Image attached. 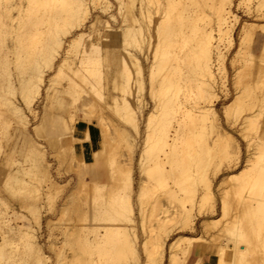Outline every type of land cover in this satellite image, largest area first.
Returning <instances> with one entry per match:
<instances>
[{
    "label": "bare ground",
    "instance_id": "1",
    "mask_svg": "<svg viewBox=\"0 0 264 264\" xmlns=\"http://www.w3.org/2000/svg\"><path fill=\"white\" fill-rule=\"evenodd\" d=\"M113 1L117 6L118 17L110 11L113 5L111 0H0V112L3 109L6 110L4 112L12 115L13 123L16 122L25 127L22 129H26L27 132L23 131L30 135L27 113L35 114L34 104L39 98L45 99L46 103L51 101L50 90L58 76L70 78L78 73L86 74L96 65H101L100 43L102 41L114 43L112 47H106L107 53H112L113 57H105L106 68L110 71L105 77L103 86L123 93L121 98L116 94H109L110 101H107L106 105L121 118V121L124 120L138 133L140 131L138 130L140 129L138 128V119H140L138 112L142 113L143 100L139 99L137 94H142L145 90L144 85L147 83L146 89L149 90L148 94L151 96L149 98L154 103L152 109L155 108V110L146 112L144 117V144L141 147L138 162L140 170L144 174L148 173L150 178L159 183L167 206L164 207L163 203V208H159L157 213L147 210L146 217V208L142 206L146 200L142 197L149 190L145 191L146 188L138 184V213L143 232L139 254L136 247V232L134 233L135 229H133L134 223L132 224L135 218L134 210L128 199L125 200L123 208L125 221L116 219L115 204L118 192L115 182L122 181L123 184L120 183L123 185L122 190L126 189L131 195L134 191L131 167L126 168L121 165L112 167L115 161L110 159L106 169L103 164L109 159L104 161L103 158L100 162L99 176L104 183L102 186H95L99 188V193H96L98 190L93 193L86 185V180H83L85 195L90 196V200L81 209L73 207L72 204L75 203L71 202L70 210L76 212V215L81 211V217L93 222L90 230L84 234L76 233V230L69 233L65 231L64 239L59 240L64 243L62 246L58 245L56 238L47 237V249L53 252V264H131L133 259H129L130 257L135 259L134 262H139L138 264H162L164 259L166 264H185L186 252L194 242L199 241L200 236L180 234L167 242L170 233L168 224L172 221L190 222V209L185 206V203L194 195L192 188L195 177L205 181L207 187L210 185L211 180L206 178L210 148L207 146L204 130L209 128L215 132L219 150L223 154L238 155L239 152V146L232 133L224 129L217 121V113L212 104L215 87L222 83L226 69L220 42L223 40H226L228 44L232 42V31L238 19L237 14L232 10L235 0ZM244 1L248 0H238L237 6ZM257 1V6L263 7L264 10V0ZM96 10L99 13L92 16V12ZM107 14L113 21H118L119 18L118 26H113L109 19L102 16ZM257 15L264 19V12ZM257 29L262 35L259 64L255 61L256 55L248 50L249 58L246 60L245 57L249 66L246 67L247 73L244 76L242 73L236 75V70V76L232 78L235 86H243L242 93H237L224 108L225 114L233 109L236 114H239L244 110L242 99L243 102L244 99L248 101L245 110L249 112L243 118L245 127H242L241 131L246 140L245 148L251 149L253 156L248 154L250 157L247 156L248 160L245 161L247 163L235 172L227 174L228 178L237 181L243 189L236 188L230 195L220 193L221 217L217 218L220 222H216L220 227L218 236L227 238L229 241L227 247L232 251L225 258V243L220 245L219 241L218 258L215 259L214 264H264V21H243L238 43L242 45L238 46L244 48L243 43L247 38L251 42L252 33ZM86 37L90 41L89 46L84 44ZM238 46L234 52L235 56L242 54ZM140 56L146 63V75L143 74ZM245 60L242 59L244 63ZM244 63L242 68L246 65ZM253 66H257L256 73L252 70ZM69 81L72 82V77ZM62 87L55 98L60 106L63 103L62 94L69 93L70 83ZM132 91L136 98L130 100ZM17 93L21 103L13 98L18 97L15 95ZM99 94L104 99V96ZM180 94L183 95L184 100L179 98ZM200 98L203 100L199 101ZM140 100H142L141 104ZM60 108L62 109L63 106ZM46 113H43L38 122L32 126L34 131L45 140L52 134L53 129ZM100 125L102 131L100 151L105 157L108 145L107 128L103 121ZM15 127L13 129L18 128ZM196 127L200 131L199 138L194 137ZM148 131L152 133L151 138L146 133ZM27 141L25 139L24 145ZM30 141L32 145L28 149L30 148L31 152L30 150L28 152L31 153L30 161L32 162L28 170L19 167L14 171L7 170L6 175L9 180L12 175L16 177L15 181L20 179L19 182L23 184L18 183L23 188H27V197L30 196L28 212L31 217L27 218L23 213L12 211V209L11 214L8 211L7 201L0 196V203L4 204L0 209V264H49V261L51 262L33 225H37L39 229L42 223L41 214L43 213L39 210L40 208L38 209L37 203L43 200L44 204L49 202L50 205L55 201L54 193H59L63 184L53 177L49 169L50 164L44 145L33 139ZM57 142V147H64L60 143L59 135ZM48 145L54 149L52 144L48 143ZM179 155L180 157H177ZM110 157L112 158L109 155L108 158ZM145 157L149 158L152 164H145L147 159ZM250 159H254L251 167H249ZM16 172H20L18 173L20 177L15 175ZM216 172L215 166L214 174ZM26 173L31 174L28 179L32 178V180H24L23 174ZM170 180L174 184H170ZM107 194L108 197L110 196L109 200ZM207 194L211 196L209 190ZM99 198L104 202H98ZM28 202L26 208L23 207L26 211ZM232 202L240 216L231 218V214L227 223L223 224V218L235 211L230 212ZM106 203L111 206L106 207ZM102 205L104 207H101ZM54 208H50V212H54L51 211ZM70 210L67 209V211ZM67 211L63 210V212ZM63 212L60 214H65ZM103 213L107 215L105 218L101 217ZM12 216L14 219L24 216L27 222L23 223L24 225H18L13 223ZM148 217L157 219L160 228L155 235L151 234L152 229H149V233L146 231L145 223ZM101 219L112 221L102 226L103 231L99 230L98 222ZM60 220L58 221L61 222ZM49 221L46 220V223ZM51 226L53 227V224ZM56 227L54 225V228ZM51 228L48 227L52 232L54 228ZM130 228H132L131 231L133 230L132 233ZM64 245L67 246L68 252L63 249ZM16 251L20 254L18 258L16 257L17 259L13 255Z\"/></svg>",
    "mask_w": 264,
    "mask_h": 264
},
{
    "label": "rangeland",
    "instance_id": "2",
    "mask_svg": "<svg viewBox=\"0 0 264 264\" xmlns=\"http://www.w3.org/2000/svg\"><path fill=\"white\" fill-rule=\"evenodd\" d=\"M111 1L113 2V5L110 8V11H112L111 13H114L118 17V14L116 12L117 11L116 3L113 0H111ZM234 2L235 3L232 6V10L234 13L237 14L238 19H237L235 26H234V29L232 31V36H233L232 42L230 44H228V42L226 40H223L222 42H220V48L222 49L223 54H224L223 64H224L226 69H225L224 78L222 79V83L217 84L215 87V91H214L215 96L212 98V104H213V108L215 109V111L217 113V118H218L217 121L219 122V124L224 129H226L232 133V135L234 136V140L236 141V143L239 146V152H238V155H235L233 153L223 154L222 151L219 150L220 146H219L218 139H217L218 137L216 136L215 132L211 131L209 128H206L204 130V136L206 139V143H207V146L210 148V156L208 158V166L206 168V178H208V180H211L210 185H209V187H207L205 181L200 180L199 178L195 177V179L193 181L194 186L192 188L194 195L190 201H187L185 203V206L190 209V222L189 223H182L179 221H172L171 223L168 224L169 229H170V233H169V236L167 237V239H168L167 242L173 240L174 238H176L180 234H186V235H190V236H200L199 241L194 242V244L186 252L185 261H184L185 264H206L207 258H210L211 263L214 264L215 259L218 258V253H217L218 247L220 245H224V243H225V245H224L225 246V258H227L228 257L227 255L231 253L232 249L227 247V245L229 244V241L227 240V238L222 237V236H218L219 231H220V227L216 224V222H220L219 220H217V218L221 217L220 193L224 192L227 195L228 194L230 195L231 193L233 194V191L236 188H238L239 190L243 189V187H241L240 184L239 185L237 184V181L231 180L230 178H228L227 174L231 173V172H235L236 170L240 169L245 163H247V162H245L246 160H248L247 156H249V155L251 157L253 156L252 150L251 149L247 150L245 148L246 140L242 135L243 132L241 131L242 127H245V123H243V118L249 112V111L245 110L246 109V103L248 101L244 99V102H243V99H242V106H243L244 110L241 111L239 114H236L234 109L231 110L228 114H225L224 108H225V104L228 101L232 100L237 95V93L238 94L242 93V87L243 86L242 85L235 86L232 83V81H233L232 78L234 77L236 70H237L236 75H238V74L241 75V73H242V75L244 76L247 73L246 67L247 68L249 67L247 64L248 62H246L247 58H249L248 57V50L249 51L251 50V52L256 55L255 61L257 62V64H259V62H258L259 57H260L259 56L260 55L259 49H260L261 40H262V35L260 34L261 32L258 29L255 30V32L252 33V36L250 38L251 42H249V38H247L244 41V43L247 42V44L243 43V45H245L244 48H243V46L239 47L238 45H242V44H238L239 43V35H240L239 33H240V28L242 26V22L243 21H248V22H252V21L253 22H260V21L262 22V21H264V19H262L261 17H259V15H257L259 13L264 12V10L262 9L263 7L257 6V2H258L257 0L244 1L243 3H240V5H238V6H237L238 0H235ZM247 2H248V4H247ZM254 3H256V5ZM258 10H259V12H258ZM95 13H99V11H97V10L93 11L92 16ZM249 13H251L252 15ZM102 16L104 18L109 19L113 26H118L119 18H118V21H113L111 19V17H109V14L102 15ZM87 39H88V37H86V40H84L85 46H89L88 44H90L89 43L90 41H88ZM113 44L114 43H112V42H104V41H102L100 43L101 57H102L101 65L100 64L96 65L95 67H93L91 69V71L87 72L86 74L85 73H78L74 76H70V78L72 77V82L69 81L70 78L68 76H64V77L58 76L57 81L52 84V88L50 90L51 101L46 103L47 101L45 99L43 100L42 98H39L36 101V103L34 104V108L36 110L35 114L27 113L28 118H29V122H30L28 125V130L30 131V135H28V133L26 134V132H27L26 129H22L25 127H23L22 125L20 126L18 123L16 124V122L13 123L14 119L12 118V115L9 114L8 112H4L6 110L3 109L0 112L1 114H3V115L0 114V196L7 201V204L9 206L8 211H10V213H11L13 210H15L17 212L23 213L25 215V217H27V218L29 216L31 217L30 212H28L29 211V204H30V200H28L30 198H28V197H30V196L27 197V195H28L27 194L28 192L26 190L27 188L22 187L21 184H23V183L19 182L20 179L19 180L17 179V181H15L16 177H14L13 175L11 176L12 178L10 177L11 178L10 180L7 179L9 177H7L8 175H6V173L8 174L7 170L8 171H10V170L14 171V170L18 169L19 167H20V169L24 168V169L28 170V168L32 162V161H30L31 150H30V148L28 149V147L32 145L31 144L32 141H30L32 139L36 142L37 141L41 142L42 145H44L43 148L45 149L44 151H45V154H46L47 159H48L49 164H50L49 169L52 172L53 177L57 181L61 182L64 186V188H63V186L60 185V186H62L61 189L63 188L62 190L60 189L61 191H63L62 193H60L61 192L60 190H59V193L58 192L54 193L55 201L52 200L53 202L51 201L52 203H50V205H49V202H48V204L47 203L44 204L43 200H40L41 202L39 201L38 202L39 204L37 203L38 209L40 208L39 210L41 211V213H43V214H41V216H42L41 222L42 223H41L39 229H38L37 225H33V228L36 229V233L39 235V241L42 243L43 249L51 258V262L49 261V264L54 263V259H53L54 255H53V252L51 250L47 249V240H46L47 237L56 238L58 240V242H57L58 245L62 246L64 243L59 242V240L64 239V237H65L64 232L65 231H66V233H69V232L76 230V233L79 232V234H84L90 230L93 222L86 221L83 216L81 217V214H82L81 211L76 215L75 214L76 212H74L73 210H70V208L73 205V207H75V208L77 207V208L81 209L90 200V196L85 195V190H84L85 184H83V180H86V182H87L86 185L90 187V189L93 193H95L97 190L98 191L96 193H99V191H100L99 188H95V186H102L104 183L103 179L99 176V174L101 172L100 162L103 158L105 159L104 161L109 159L106 162H104V164H103V166L106 169L109 166L108 163H109L110 159H112V160L114 159L113 161H115V162H113L112 167H116L117 165L125 166L126 168L131 167V170H130L131 176H132V178L134 177L133 178L134 191L131 192V195H129V193L126 189L122 190V186H123L122 181H120V182L116 181L117 183L115 182V185L117 184L115 186V188H117L116 190L118 192L116 194L117 201L115 204V207L117 209L116 219L118 221H125L124 220L125 219V213H124L123 208L125 205V200L127 201V199H128V201H130L131 204L133 205V210H134L133 211V215H134L133 217H135V218H134V222H132V224L134 223L133 229H135L134 233L136 232L135 235H136V241H137V244H136V242H135V244H136V247H138L139 254H140V242L143 239V232L141 230L140 216L138 213L139 212V210H138L139 209V203H138L139 199L137 196L138 195L137 193L139 192L138 184L140 183L139 184L140 187L142 185V187H144V189L145 188L147 189V186H148V189L147 190L145 189V191L149 190L142 197V199L145 198L144 200L147 201V202L145 201L146 204L144 203V205L142 203V206L143 207L145 206V208H146V209L144 208L146 210L145 216L147 215L148 211H150L152 213H157L160 210L159 208H163V206L164 207L167 206L165 204V196L163 195V190L158 185L159 183L156 180H153L152 178H150L149 174L146 173L145 171H144L145 172V174H144L140 170L141 168L139 167V162H138L140 150H141L142 145L144 144V141H143V135L145 134V131L143 129V127H145L144 122H143L144 117L147 114L146 112H149V111L151 112L152 110H155V108L152 109L154 107L153 106L154 103L151 100V98H149V97H151L148 94L149 90L146 89L147 83H145V85H144V87H145V88H143V89H145V90H143L144 92L142 91V94L144 96H142L141 93H140V95L137 94L138 98L143 100V103L141 102L142 100H140V104L141 103L143 104V109H142L143 115H142V113L138 112V118H140V119H138V123H139L138 128H140V129L137 128L138 130H140V131L137 130L138 133L135 131V129L132 126H130L128 123H125L124 120L121 121V118L119 116L117 117L116 114H114V112H112L113 111L112 109L107 108L106 102L110 101V99H109L110 97L108 98L109 94H111V93L116 94L118 97L121 98V95L123 93L120 90L114 91L109 87L103 86L104 81H105V77L108 75V72L110 71V69L107 70V68H106L107 59L105 57L106 56H108V58L113 57L112 53H107L106 47L107 46L112 47ZM237 46H238V48H240L239 50H241L240 53H242V54L235 56L234 52L237 49ZM241 55H242V57H241ZM245 57H246V60H245ZM140 58L142 59L141 64H142V68H143V74L146 75L147 67H146L145 60H143L142 56H140ZM241 58L245 60V63H244V61H242ZM234 59H236V60H234ZM75 60H77V59H75ZM263 61H264V58H263ZM75 62L77 63V61H75ZM243 63H244V65L245 64L246 65L243 66V68H242L241 66L243 65ZM260 64H261V62H260ZM263 66H264V64H263ZM239 68H240V70H239ZM242 69L244 71H242ZM252 70H253V72L256 73L257 66H253ZM24 74H26V73H24ZM220 81H221V79H220ZM68 83H70V88H68L70 94L69 93H66L67 95L62 94L63 103L60 106L59 104H57L55 98L58 96L60 90L63 88L62 86H67ZM107 88H109V89H107ZM99 93H101L104 96V99H103V97H100ZM132 94H133L132 96H131V94L129 96L130 100H132V98L133 99L136 98L133 91H132ZM15 95L18 96L17 97L18 99L16 97H13V98H15V100H18L19 103H21V101L19 99V94L17 93ZM126 96H127V93H126ZM139 96L140 97L142 96L143 98L142 97L140 98ZM179 98L184 100V97L182 94L179 95ZM198 100L202 101L203 98H200ZM101 101H103V103ZM104 103H105V105H104ZM144 103H145V106H144ZM58 105H59V107H58ZM62 106H63V108L61 109L60 107H62ZM43 113H46V115L48 116V119L50 120V123H52L51 125L53 128L52 134L49 135L46 138V140L43 136L38 135L34 131V129L32 128V126L38 122L39 118L43 115ZM119 118H120V120H119ZM2 120H3V122H2ZM11 120H12V122H11ZM102 121L106 124V128H107L106 138L108 139V145H107V151L105 153L106 154L105 157L103 156L104 153L102 151H100V140L102 139V131H101V127H100L101 126L100 122H102ZM78 123H86L88 126L86 128L85 135L83 138L76 137L75 127ZM12 124H13V126H12ZM14 126H16L18 128L15 127L16 129H13ZM6 129H7V131H6ZM18 129L21 130L20 131L21 134H20V132H18L19 131ZM94 129H95V131H97V135L93 134ZM23 130L26 132H24ZM8 131H9L10 135H8L9 134V133H7ZM15 132H17V133H15ZM194 132H195L194 137L199 138V136H200L199 128L196 127V129H194ZM5 133H7V134H5ZM146 133H148L150 138L152 137V133L150 131H148ZM35 134L37 136H35ZM138 134L141 136H139ZM58 135L61 136V142L60 143L64 147H57V145H58L57 136ZM24 136L26 138H24ZM27 136H28V138H27ZM25 139H26V141L27 140H29V141H27V143L25 142V145H24ZM48 143L52 144L51 146H54V149H52L53 147H50L48 145ZM23 145L25 146L24 148H23ZM37 145H40V144L37 143ZM217 145H218V149H217ZM86 146L90 147V149H91V152H92L91 157L86 155L85 151L83 150V148ZM113 147H114V149H112ZM23 150H25V151H23ZM29 150H30V152H28ZM250 152L252 155L250 154ZM109 155L112 156V158L111 157L108 158ZM177 157H180V155ZM146 158L147 157H145V159ZM147 163L152 164V162L149 158H147L145 160V164H147ZM249 163H250L249 167L253 166L254 159H250ZM9 164H11V165H9ZM113 165H115V166H113ZM215 166L217 169L216 174H214ZM105 168H104V170H105ZM139 172H142L143 174L142 173L139 174ZM18 173L20 174V172H16L15 175L16 176L18 175L17 177H20V175ZM26 174H28V175H26ZM26 174H23L24 180H26V181H29L30 179L32 180V178L28 179V177L31 176V174H29V173H26ZM147 175H148V177H147ZM18 182L21 184H19ZM66 182H68V183L66 184ZM141 182H142V184H141ZM4 183H6V184H4ZM118 183H119V185H121L119 189H118V187H119ZM120 183H122V184H120ZM169 183L174 184L173 182H171V180L169 181ZM153 187H154V189H153ZM8 188H9V190H8ZM75 189H76V191H75ZM116 190L114 189V191H116ZM208 190L211 192L210 197L207 194ZM56 191H58V190L56 189ZM74 192H75V194H74ZM102 192L105 193L104 190ZM57 196H58V199H57ZM68 196H69V199L71 201H69ZM72 196H74V197H72ZM59 197H60V199H59ZM64 197L66 199H64ZM135 197H137V198H135ZM74 198H76L75 199L76 201L74 200ZM107 198H108V200L110 198V196L108 197V194H107ZM67 199H68V202H67ZM21 200H23V201H21ZM144 200H142V201H144ZM100 201L104 202L101 198H99L98 202H100ZM27 202H28V207H27L28 210L26 211V209H24V208H26ZM54 202H56V203H54ZM71 202L75 203V204H72ZM233 202L231 203L232 205L230 204V208H231L230 212H232L233 210H235L236 212L234 211L235 214L233 212V213H230V215L229 214L226 215V217L223 218V224L227 223V220L229 219L231 214H232L231 218H234L236 215L240 216L237 209H234L235 205H233L234 204ZM21 203H23V204H21ZM53 203L55 204V206H53L54 205ZM51 204H53V205H51ZM162 204H163V206H162ZM3 205L4 204L0 203V209L3 208ZM61 205H62L63 209L60 208ZM64 205L65 206L68 205L67 207H69V206L70 207L67 208ZM108 205H110V204L106 203V207H108ZM51 206L55 207L54 209H51V211H54V212H50V208H52ZM101 207H104V205H102ZM11 209H12V211H11ZM67 209H69L70 211H67ZM63 210H66L67 212H63ZM40 211H39V213H40ZM62 212L65 214L61 215L60 213H62ZM51 213H53V214H51ZM104 215L105 214L103 213L101 217L105 218L107 216V215H105V216ZM149 215H151V213H149ZM23 217H20V218L16 217L17 219H14V217L12 216V218H13L12 221H13V223H16L18 225H24L23 223H26L27 220ZM47 218H49V219H47ZM80 218H84V219L82 220ZM22 219H23V221H22ZM57 219L60 220L61 222H59ZM46 220H48V221L50 220L49 223H46ZM54 220H55V222H53ZM78 220L82 221L83 223L79 222ZM214 220H217V221H214ZM104 221H106V222L104 223ZM58 223H60V224H58ZM109 223H112V221L101 219V221L98 222V224L100 226L99 230L103 231L102 226L109 224ZM47 224H49V225H47ZM52 224H53V227L51 226ZM54 225L57 227L54 228ZM48 227H49V229L51 227L54 228L52 230L54 235L51 232V230L48 229ZM145 228H146V231H148V233H149V229H152L151 234L155 235L159 232L160 227L158 225L157 219H155L153 217H151V218L148 217L147 221L145 223ZM131 229L132 228H130V232L132 233L133 230L131 231ZM50 234H51V236H49ZM13 240H15V242H16L15 238H13ZM219 241L221 242L220 245H218ZM18 247L21 248L20 245H18ZM63 249H65L66 252L69 251L66 245H64ZM14 253L15 254H13V255H15L14 256L15 259H17L20 254H18L19 253L18 251L14 252ZM16 254H18V255L16 256ZM129 259H133L132 262L129 260L131 262V264L132 263L133 264L139 263V262H134L135 259L133 257L132 258L130 257ZM162 264H166L165 259L163 260Z\"/></svg>",
    "mask_w": 264,
    "mask_h": 264
},
{
    "label": "crops",
    "instance_id": "3",
    "mask_svg": "<svg viewBox=\"0 0 264 264\" xmlns=\"http://www.w3.org/2000/svg\"><path fill=\"white\" fill-rule=\"evenodd\" d=\"M87 124L86 123H78L75 127V134H76V137H79V138H83L84 135H85V131H86V128H87ZM92 128V127H91ZM93 134H96L97 135V131H95L94 129V133ZM83 150L85 151L86 155L88 156H92V152H91V149L90 147H84ZM206 264H212L211 263V259L210 258H207L206 259Z\"/></svg>",
    "mask_w": 264,
    "mask_h": 264
}]
</instances>
